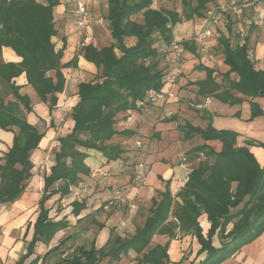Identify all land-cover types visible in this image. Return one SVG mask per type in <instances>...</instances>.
<instances>
[{"label": "trees", "instance_id": "1", "mask_svg": "<svg viewBox=\"0 0 264 264\" xmlns=\"http://www.w3.org/2000/svg\"><path fill=\"white\" fill-rule=\"evenodd\" d=\"M61 3V0H0V128L15 133L12 146L0 160V205L14 202L25 191L33 175L32 153L45 135L28 121L27 112L33 109L31 98L20 91L21 85L15 78L25 73L28 84L41 100L50 102L51 110L58 101L56 93L65 86L61 63L65 44L56 50L53 41L58 34L54 9ZM153 3L154 0H108L106 20L112 41L102 47L93 42L81 47V53L95 64L98 73L95 79L79 84V101L69 113L74 126L71 132L58 137L54 164L44 176L34 236L27 253L16 264H38L40 259L42 264H119L131 251L136 254L133 264H174L168 253L170 240L165 244L152 242L157 234L173 239L178 233L197 237L200 250L206 252L199 264H219L263 233L264 165L247 145H237L236 131L218 130L211 117L206 116L209 119L206 128L191 124L183 128L185 138L200 134L205 140L186 154L201 160L175 195L167 183L165 191L152 199L133 234L122 235L112 229L102 247L98 248L93 241L73 250L67 246L68 236L43 256L27 261L38 241L49 243L69 223L65 218L53 220L49 216L47 200L54 194L59 199L69 195L72 187L91 174L86 162L88 150H99L108 160L122 157L126 143L114 141L115 136L131 134L118 129L119 115L138 109V102L150 90L164 87L167 70L161 67V49L173 41L174 26L205 17L216 0H182V12L156 8ZM131 37L135 38L133 44L128 42ZM158 41H162L160 45ZM219 42L229 69L220 72L204 67L207 76L195 82L197 94L214 96L231 105L243 103L249 97L250 119L264 115V109L255 101L264 98V67H256L249 54L248 40L242 43L233 41L231 36H221ZM183 46L197 51L191 39L183 40ZM4 47H11L22 60L5 62ZM215 72L221 76L220 81ZM209 140H220L221 150L207 144ZM246 144L255 145L250 140ZM256 144L264 147L263 142ZM84 207V200H74L72 211L79 215ZM204 213L211 223L206 235L199 221ZM215 234L222 239L221 247L213 245Z\"/></svg>", "mask_w": 264, "mask_h": 264}, {"label": "crops", "instance_id": "2", "mask_svg": "<svg viewBox=\"0 0 264 264\" xmlns=\"http://www.w3.org/2000/svg\"><path fill=\"white\" fill-rule=\"evenodd\" d=\"M67 1L73 2V0H61L62 3L54 9L57 27L60 23L58 19L66 15L63 13L66 11ZM106 7L108 12V0H106ZM70 10L72 11L73 7ZM194 22L195 24L200 22L203 27L206 24L204 17L197 18ZM66 27L62 28V33L58 28V34L53 37L56 50L63 48L65 44L61 59L65 86L63 91L56 93L58 101L55 107L51 110L50 102L39 98L35 89L28 84L25 73L15 78L16 83L21 85L20 91L31 98L33 109L27 112L28 121L45 135L38 148L32 153L33 175L28 179L25 191L14 202L0 205V264H16L27 253L40 212L39 202L45 187L44 176L50 172V167L55 160V151L59 147L58 137L71 132L74 126V120L69 113L79 101V84L95 79L98 73L95 64L85 59L80 51L84 44L93 41L85 42L81 32L69 31ZM190 28H192V21L176 24L173 28L174 37L188 39ZM221 36H231L233 41L242 43L248 40L251 58L254 60L253 57H255L259 64H264V42H258L262 36L264 37V28H253L246 31L234 14H229L225 21L219 23L216 34L210 39L207 52H201L197 47V51L185 49L181 75L175 84L164 87V91H170L171 95L166 94L165 98L156 104L130 109L119 115L118 129L126 130L131 134L127 137L121 134L115 136L114 141L126 143V151L122 157L108 160L101 151L88 150L86 162L93 170V174L86 176L78 186L87 181L95 185L90 196L84 199L85 207L79 215H75L72 211V193L61 199L58 195L55 201H51L50 204L46 203L50 208L49 216L53 220L65 217L69 223L66 228L58 231L49 243L38 241L33 255L27 261L37 255L43 256L68 235L72 237L68 238L67 246L73 250L76 246L90 245L93 241L98 248L102 247L111 236L112 229L122 235L133 234L137 223L142 221L141 216L151 207L152 199L165 191L167 183L170 184L172 190L178 179L187 180L193 166L201 160V157L192 158L186 155L194 146L205 142L200 134L185 138L183 128L186 124L206 128L209 123L206 116H210L212 125L216 129L236 131L239 134L237 145H247L258 162L264 165V147L256 144L257 142L264 143V115L250 119V98L246 97L243 103L231 105L214 96H209L210 101L208 102V97L197 94L198 86L195 82L207 76L204 67L216 68L220 72L229 69L224 63V54L219 42ZM128 39L130 44L135 42L134 37ZM94 44L98 47L108 45ZM2 57L5 62L22 60L11 47L3 48ZM170 57L171 55L163 53L161 60V67L167 71L172 67ZM49 74L52 75L53 72ZM214 75L217 76V80H221L217 72ZM255 101L260 103L264 109V98H255ZM128 117H131L130 121L127 120ZM56 124L58 126H55ZM14 137L13 130L0 128V160L9 151ZM136 139H140L142 145L131 147ZM246 140L254 142L255 145L246 144ZM206 143L217 151L222 148L220 140H209ZM184 157L186 160H183ZM141 162L146 164L148 170L144 182L139 185L134 176ZM96 169L106 172L107 175L95 172ZM117 191L121 192L123 198L121 203H125V206L129 199L135 200L137 203L135 212L130 215L125 214V208L121 206V203L114 209L107 207V201L115 197ZM79 201L82 202V200ZM88 219L92 223L81 229L80 226ZM199 221L206 235L211 227L207 214H202ZM98 223H102L103 226L99 227ZM231 227L232 225H229L228 229ZM68 229L71 231L66 233ZM169 240L168 253L174 264H199L206 257V252L200 250L201 244L197 237L192 234L178 233L173 239H169L167 235L157 234L153 237L152 244H165ZM212 242L215 247L222 245V239L218 234L213 236ZM130 254L133 257L136 255L132 251ZM38 264H42V259ZM219 264H264V231Z\"/></svg>", "mask_w": 264, "mask_h": 264}, {"label": "built area", "instance_id": "3", "mask_svg": "<svg viewBox=\"0 0 264 264\" xmlns=\"http://www.w3.org/2000/svg\"><path fill=\"white\" fill-rule=\"evenodd\" d=\"M75 8L73 10L76 19V24L79 28L83 29L85 32V39H89L90 36V26L93 22V15L90 13L89 3L94 0H74ZM156 3L157 0H154ZM159 8V7H156ZM229 14H234L237 21L241 22L245 30L248 31L252 28H264V0H216V3L209 7L206 11L205 21L206 24L200 30L195 32V34L188 39L183 38H173V41L169 46L162 47V52L171 55L170 60L172 62V67L167 71L164 76V87L175 84L177 78L182 73V60L185 48L183 46V40H192L198 50L201 52H207L210 47V39L216 34V29L221 21H225ZM244 33V32H242ZM172 53V54H170ZM164 87L160 90L152 89L150 90L146 97L138 102V106L142 107L147 104H156L160 100L165 98V95H171L170 91H164ZM210 101L209 97L207 98ZM128 121L131 117L127 118ZM129 145V142H127ZM142 141L136 139L131 147H140ZM183 160H186L184 157ZM148 167L145 163L141 162L138 165V169L135 172L134 179L141 185L146 176ZM95 172H101L102 175H107L106 172L96 169ZM93 174V170L91 169ZM96 173H94L95 175ZM187 180L178 179L172 188V193L175 195L185 184ZM94 183L87 181L82 183L80 186L72 187L71 193L73 200H84L92 193L94 189ZM122 195L120 191H117L115 197L107 201V207H113L119 201H122ZM129 205V213L132 214L137 209V203L133 198L127 201Z\"/></svg>", "mask_w": 264, "mask_h": 264}, {"label": "rangeland", "instance_id": "4", "mask_svg": "<svg viewBox=\"0 0 264 264\" xmlns=\"http://www.w3.org/2000/svg\"><path fill=\"white\" fill-rule=\"evenodd\" d=\"M39 1L42 2L44 0H39ZM93 2L89 3L90 13L93 15V22H92L90 29H89L90 30L89 39H85V37H86L85 32L83 31V29L79 28L78 25L76 24V19H75L74 12H73V10L75 8V4H74L75 1L74 0H73V2L71 1V3L68 1L65 3L66 11L63 13V15L64 14H66V15L63 16L61 19H58V21L60 22L58 24V28L61 31L60 33H62V28L66 27L68 25L66 28L69 31L81 32L82 38L85 42L87 40H91L98 45L99 44H108L112 39L110 37V33H109L110 30L108 28V24H107V20H106V14H107L106 0H94ZM72 3H73V6H72ZM72 7H73V10L71 11L70 9ZM153 7L170 8V9H175V10H178L179 12H182V0H157L156 3L155 2L153 3ZM70 11H71L72 15H70L71 14ZM140 18H141V16H140ZM194 20H195V18H194ZM184 22H188V21H184ZM190 24H191V22H190ZM202 27L203 26L200 22H198L196 24H195V22L192 23V28H190V31H189L190 34H189L188 38H191L195 34V32L200 30ZM260 39L258 40V42L259 41L264 42L263 36ZM161 42L162 41H158V44L160 45ZM253 58H254L255 65L257 68H262L264 66V64H259L258 60L255 57H253ZM238 104H240V103H238ZM233 105H235V104H233ZM55 126H58V125L56 124ZM57 131L59 132L60 130L58 129ZM48 164H49V162H48ZM57 196H58V194H54L53 196H51L47 200L48 204H50L51 201H55L58 198ZM121 202L122 201L116 203L114 207H119ZM121 206L125 208V214L130 215L128 203L126 202V206H125V203H121ZM91 223H92L91 220L88 219L83 225L80 226V228L82 229V227H84V226H89ZM73 230H75V229H73ZM70 231H71V229H68L65 232L68 233ZM76 234L77 233H75V235ZM75 235H73V236H75ZM68 236L70 238L72 237V235H68ZM107 241H106V243H107ZM134 262H136V259L133 256H131V254L129 253L128 255L125 256L123 261L120 262L119 264H133Z\"/></svg>", "mask_w": 264, "mask_h": 264}]
</instances>
